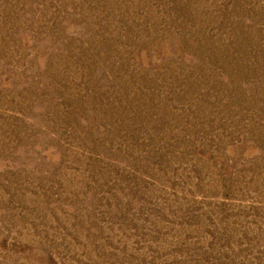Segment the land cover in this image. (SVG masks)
<instances>
[{
	"label": "rangeland",
	"instance_id": "obj_1",
	"mask_svg": "<svg viewBox=\"0 0 264 264\" xmlns=\"http://www.w3.org/2000/svg\"><path fill=\"white\" fill-rule=\"evenodd\" d=\"M0 264H264V0H0Z\"/></svg>",
	"mask_w": 264,
	"mask_h": 264
}]
</instances>
